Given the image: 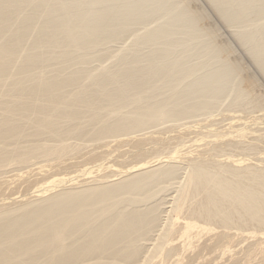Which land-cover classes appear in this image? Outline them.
I'll use <instances>...</instances> for the list:
<instances>
[{
  "label": "bare ground",
  "instance_id": "bare-ground-1",
  "mask_svg": "<svg viewBox=\"0 0 264 264\" xmlns=\"http://www.w3.org/2000/svg\"><path fill=\"white\" fill-rule=\"evenodd\" d=\"M205 1L264 79V0ZM196 2L0 0V264H264V84Z\"/></svg>",
  "mask_w": 264,
  "mask_h": 264
},
{
  "label": "rangeland",
  "instance_id": "rangeland-1",
  "mask_svg": "<svg viewBox=\"0 0 264 264\" xmlns=\"http://www.w3.org/2000/svg\"><path fill=\"white\" fill-rule=\"evenodd\" d=\"M196 1H198V2H196V4H198L199 6H201V7H203L205 10H206V12L208 13V15L210 14L211 16H209L210 18H211V21L212 22H214V23H218V22H220V23H222L223 25H224V23L223 22H221V20H220V18L216 15L217 13H215V11H214V9L209 5V3L208 2H206L205 0H196ZM208 3V4H207ZM209 6H210V9H209ZM212 9H213V11H212ZM215 16H214V15ZM216 16H217V18H216ZM215 17V18H214ZM214 18V19H213ZM220 20V21H219ZM222 24H217V27H218V25H219V30H221V31H219L220 32V37L222 38V40L224 39L225 41H227V42H231L232 43V45H233V47L235 46V44L234 43H236V46H235V49L237 50L236 51V53L240 56V57H242V59L245 61L244 63H246V65L249 67V70L251 71V72H256V75H257V73H259L258 71H257V69H256V67H255V65L254 64H251V60L249 59V58H247V56H246V54L244 53V50H243V48L239 45V43L233 38V34L231 35V33H232V30L230 29H228V27L226 26V25H222ZM221 25H222V27H221ZM221 27V28H220ZM225 30V31H224ZM222 33V34H221ZM224 35V37H222ZM229 37H231V38H229ZM220 38V39H221ZM228 39V40H227ZM234 40V41H233ZM233 41V42H232ZM238 43V44H237ZM239 47V48H238ZM243 50V51H242ZM241 51H242V53H241ZM246 57H245V56ZM244 57H245V59H244ZM250 60V61H249ZM254 65V66H253ZM254 69H256V70H254ZM254 70V71H253ZM260 75V73L257 75L259 78H260V80L263 82V84H264V79L262 78L261 79V75Z\"/></svg>",
  "mask_w": 264,
  "mask_h": 264
}]
</instances>
